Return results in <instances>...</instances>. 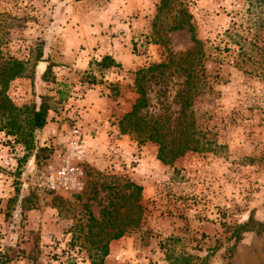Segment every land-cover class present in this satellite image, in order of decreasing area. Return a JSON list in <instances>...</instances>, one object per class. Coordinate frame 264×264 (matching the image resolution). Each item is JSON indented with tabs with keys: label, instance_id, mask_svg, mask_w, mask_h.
<instances>
[{
	"label": "rangeland",
	"instance_id": "374dc122",
	"mask_svg": "<svg viewBox=\"0 0 264 264\" xmlns=\"http://www.w3.org/2000/svg\"><path fill=\"white\" fill-rule=\"evenodd\" d=\"M161 2L0 0V264H91L80 232L120 180L143 187L145 214L104 264H264V0H170L160 11ZM183 12L203 43L194 110L212 150L166 165L158 145L122 135L119 122L138 99L136 73L195 46L188 26L171 31ZM107 56L119 67L104 68ZM15 61L24 75L10 80ZM167 74L173 89H152L149 114L177 110L179 74ZM43 97L54 104L32 130ZM74 127L87 147L86 190L50 193L47 171Z\"/></svg>",
	"mask_w": 264,
	"mask_h": 264
},
{
	"label": "trees",
	"instance_id": "16d2710c",
	"mask_svg": "<svg viewBox=\"0 0 264 264\" xmlns=\"http://www.w3.org/2000/svg\"><path fill=\"white\" fill-rule=\"evenodd\" d=\"M169 1L162 0L160 11ZM182 17L183 19L175 24L171 31L184 30L188 26L195 46L186 53L170 57L168 61L139 70L135 78L138 99L132 110L119 122L122 135H132L141 143L151 142L158 145V159L166 165L174 163L189 152L203 153L212 150L207 146L208 142H203L199 137L194 110L195 100L200 96L203 85L200 83L198 70L202 66L203 43L197 38L193 24L188 18L184 19L190 16L183 12ZM40 57L41 55L38 56ZM11 65L10 80L23 77L25 71L23 62L15 61ZM101 65L104 68L119 67L110 56L105 57ZM173 66L180 79L171 102L177 110L173 111V114L166 112L169 111L168 108L164 113L149 114L152 89L160 87V95L163 98H167L173 89L169 86L172 80L169 73L167 74ZM52 101L51 97H43L39 108L30 109L27 121L32 130H41L47 125L49 111L54 104ZM167 103L170 102L165 104ZM12 124L18 127L17 121H12ZM105 190L107 194L100 218L89 212L84 230L80 232L91 264H104L110 254V244L122 239L132 228L138 227L145 214L141 204L144 191L142 186L129 180H120L118 184L107 186ZM251 230L250 223L238 226L234 232L236 241H240L242 232ZM80 239L81 236L74 234L72 244L76 245Z\"/></svg>",
	"mask_w": 264,
	"mask_h": 264
},
{
	"label": "built area",
	"instance_id": "2783aa9c",
	"mask_svg": "<svg viewBox=\"0 0 264 264\" xmlns=\"http://www.w3.org/2000/svg\"><path fill=\"white\" fill-rule=\"evenodd\" d=\"M86 152L84 135L74 127L57 153L55 164L49 166L45 189L56 194H83L87 187Z\"/></svg>",
	"mask_w": 264,
	"mask_h": 264
}]
</instances>
